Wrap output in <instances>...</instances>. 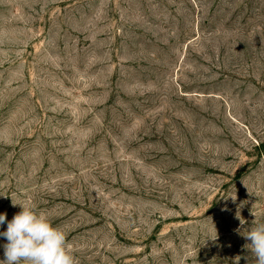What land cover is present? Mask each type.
<instances>
[{"label":"rangeland","instance_id":"1","mask_svg":"<svg viewBox=\"0 0 264 264\" xmlns=\"http://www.w3.org/2000/svg\"><path fill=\"white\" fill-rule=\"evenodd\" d=\"M11 199L77 264H255L264 0H0V232Z\"/></svg>","mask_w":264,"mask_h":264},{"label":"clouds","instance_id":"2","mask_svg":"<svg viewBox=\"0 0 264 264\" xmlns=\"http://www.w3.org/2000/svg\"><path fill=\"white\" fill-rule=\"evenodd\" d=\"M17 205L22 210L7 221L6 231L0 232L7 240L0 264H77L61 229L34 207L12 200V206ZM6 220L7 214H0V225ZM244 237L251 242L245 247L255 257V264H264V223H257Z\"/></svg>","mask_w":264,"mask_h":264}]
</instances>
